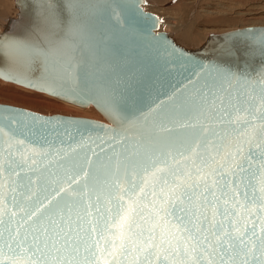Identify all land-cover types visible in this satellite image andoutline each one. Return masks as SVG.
Wrapping results in <instances>:
<instances>
[{"label": "water", "instance_id": "1", "mask_svg": "<svg viewBox=\"0 0 264 264\" xmlns=\"http://www.w3.org/2000/svg\"><path fill=\"white\" fill-rule=\"evenodd\" d=\"M146 3L14 0L16 16L0 32V78L80 107L90 105L105 121L0 103L7 125L6 134L0 133L5 237L21 223V233L32 224L21 211L31 202L51 207L49 200L55 204L64 196L71 202L78 194L83 203L94 202L93 189L117 191L105 184L113 175L125 186L128 179L138 180L150 156L170 153L172 163L190 166L197 130L226 127L211 109L264 88V24L211 32L200 45L187 47L159 30L161 19L144 9ZM69 66L67 74L61 71ZM126 168L132 171L127 178ZM77 175L73 184L69 178ZM72 189L77 193L69 196ZM259 198L257 191V203ZM72 209L75 219L79 206ZM92 218L85 216V228ZM99 264L116 262L105 255ZM118 264H131V257L118 258Z\"/></svg>", "mask_w": 264, "mask_h": 264}, {"label": "snow or ice", "instance_id": "2", "mask_svg": "<svg viewBox=\"0 0 264 264\" xmlns=\"http://www.w3.org/2000/svg\"><path fill=\"white\" fill-rule=\"evenodd\" d=\"M235 100L211 109L226 127L197 130L190 166L160 153L148 157L138 180H106L115 193L93 189L94 202L78 194L71 202L49 200L51 207L35 201L21 208L32 224L23 233V223L9 229L7 237L0 229V264H99L105 255L116 264L121 257L131 264H264V88ZM5 127L0 118V133ZM177 155L188 160L184 151ZM131 174L126 168L125 178ZM69 179L76 184L79 176ZM85 216L93 217L87 228Z\"/></svg>", "mask_w": 264, "mask_h": 264}, {"label": "rangeland", "instance_id": "3", "mask_svg": "<svg viewBox=\"0 0 264 264\" xmlns=\"http://www.w3.org/2000/svg\"><path fill=\"white\" fill-rule=\"evenodd\" d=\"M143 7L145 10L158 15L161 19L160 22L165 24L161 30L168 32L177 42L187 47L200 45L205 40L206 36L211 32L219 33L237 27L264 24V0H147V3L143 5ZM16 13L17 8L14 5V0H0V32L5 26L7 19L15 17ZM189 23H193L192 26H195L196 30L200 34V40L195 45H187L182 41H178L177 33L174 30ZM7 89H10L11 91L15 90L14 93L19 96H23L24 93H22V90L27 89L32 93H29V95L39 96V98L47 97L59 100L43 92L28 89L0 79V103L21 106L28 109L32 108L31 110L45 114H64V112L54 111L53 108H50L52 110H41L37 107L36 110V108L32 106L23 105L25 102L19 98H17L18 100L14 99L16 101L14 102L12 98H7V95L4 93ZM73 106L76 109L71 108L72 111L70 115H75V113H80L81 109H85L76 105ZM92 108L95 113L101 115L94 107Z\"/></svg>", "mask_w": 264, "mask_h": 264}, {"label": "bare ground", "instance_id": "4", "mask_svg": "<svg viewBox=\"0 0 264 264\" xmlns=\"http://www.w3.org/2000/svg\"><path fill=\"white\" fill-rule=\"evenodd\" d=\"M14 16V15H13ZM8 21V19H7ZM6 21V23H7ZM5 23V24H6ZM193 23H196V22H193ZM193 23H189V24H186L180 28H177V29H174L177 33V37H178V41H182L184 42V44H190V45H195L199 42V37H200V34L199 32L196 30L195 26H192ZM165 24L164 23H159V30L162 29V27L164 26ZM196 25V24H195ZM1 79V78H0ZM3 80V79H2ZM5 81V80H4ZM9 82V81H7ZM16 84V83H14ZM18 85V84H17ZM22 86V85H20ZM24 87V86H23ZM27 88V87H26ZM30 89V88H28ZM22 90V89H21ZM33 90V89H32ZM24 93L23 96H19V95H16L14 91H11L10 89H7L4 93L7 95V98H12V100H18L17 98L19 99H22L23 102V105H28V106H32L34 108H36L37 110V107L40 108L41 110L42 109H48V110H52L50 108H53L54 111H57V112H64L65 113H69L71 114V108H74L76 109L73 105L66 103L67 101H59V100H55L53 98H39V96H33V95H29V93H31L30 90H27V89H23L22 90ZM36 91V90H35ZM39 92V91H38ZM3 93V92H2ZM32 94V93H31ZM46 94V93H45ZM48 95V94H47ZM51 96V95H50ZM53 97V96H52ZM56 98V97H55ZM58 99V98H57ZM14 100V102H16ZM77 106V105H76ZM90 106V105H89ZM87 106L88 108L86 107H83L85 109H81L80 110V113H75V115H82V116H90L92 118H96V119H100V120H103L105 121V119L103 118V116L95 113L94 109L92 107H89ZM80 107V106H79ZM33 108V109H34ZM32 109V108H31ZM77 109H80V108H77Z\"/></svg>", "mask_w": 264, "mask_h": 264}]
</instances>
